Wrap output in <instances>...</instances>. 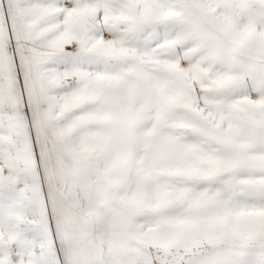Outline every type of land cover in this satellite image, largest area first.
Instances as JSON below:
<instances>
[{
    "label": "snow or ice",
    "instance_id": "6c2138e0",
    "mask_svg": "<svg viewBox=\"0 0 264 264\" xmlns=\"http://www.w3.org/2000/svg\"><path fill=\"white\" fill-rule=\"evenodd\" d=\"M0 264H264V0H0Z\"/></svg>",
    "mask_w": 264,
    "mask_h": 264
}]
</instances>
